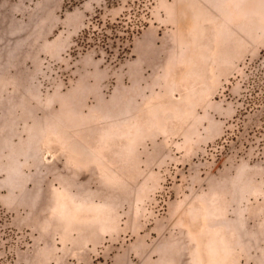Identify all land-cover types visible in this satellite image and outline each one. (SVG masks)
Masks as SVG:
<instances>
[{"label":"rangeland","instance_id":"obj_1","mask_svg":"<svg viewBox=\"0 0 264 264\" xmlns=\"http://www.w3.org/2000/svg\"><path fill=\"white\" fill-rule=\"evenodd\" d=\"M263 92L264 0H0V264H264Z\"/></svg>","mask_w":264,"mask_h":264},{"label":"trees","instance_id":"obj_2","mask_svg":"<svg viewBox=\"0 0 264 264\" xmlns=\"http://www.w3.org/2000/svg\"><path fill=\"white\" fill-rule=\"evenodd\" d=\"M143 25L142 20L131 22L127 16L118 18L115 22L99 25L97 28H86L81 36V42L85 46H95L110 58H123L132 48V40L135 33ZM261 109L264 118V92L261 95L254 94L250 101Z\"/></svg>","mask_w":264,"mask_h":264}]
</instances>
